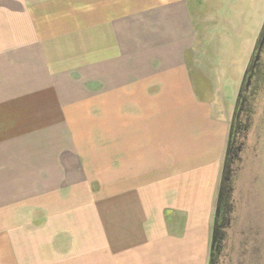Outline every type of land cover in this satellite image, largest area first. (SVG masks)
<instances>
[{"label":"crops","instance_id":"1","mask_svg":"<svg viewBox=\"0 0 264 264\" xmlns=\"http://www.w3.org/2000/svg\"><path fill=\"white\" fill-rule=\"evenodd\" d=\"M232 11L244 12L201 16L187 0H0V264H209L231 124L198 96L193 72L201 54L225 70L231 33L247 26L230 23L228 51L222 42L210 55L207 42ZM207 77L214 86L223 75ZM206 134L217 147H201ZM173 153L195 173L194 192H163L169 201L147 216Z\"/></svg>","mask_w":264,"mask_h":264},{"label":"flooded vegetation","instance_id":"2","mask_svg":"<svg viewBox=\"0 0 264 264\" xmlns=\"http://www.w3.org/2000/svg\"><path fill=\"white\" fill-rule=\"evenodd\" d=\"M263 37L264 22L254 50ZM248 68L254 73L218 189L224 214L215 219L221 239L215 264H264V41L259 60L252 58Z\"/></svg>","mask_w":264,"mask_h":264},{"label":"rangeland","instance_id":"3","mask_svg":"<svg viewBox=\"0 0 264 264\" xmlns=\"http://www.w3.org/2000/svg\"><path fill=\"white\" fill-rule=\"evenodd\" d=\"M187 1H188L191 12L199 14L201 16L206 11L213 10V9L217 10L218 8L222 10H227V9L238 10L239 8H243L244 12L242 13V15H238V12L233 13V11L231 12L230 15H228L229 17H227L224 14L223 15L219 14L221 16L215 22L217 26H219L218 36L216 37L215 35L213 38H208L207 44L210 45V50H209L210 55L213 49L215 50L221 49L220 46L222 42H223L222 47L227 48V51H228L230 49L229 43L226 42V45H225L224 42L226 40L223 41V39H225L224 37L225 35L229 34L228 30H231V31L233 30L232 27L230 26V23H232L235 26V24H238L240 20H242L241 22H244L243 24L247 26V30L243 34L241 32L239 35L234 34V32L231 33L232 38L230 39V41L232 42L231 45H233L232 50H231L233 57L228 63L227 61L225 62L227 63V65L224 68L225 70L219 71L217 67H216L217 68L216 71L211 70V67L213 65L209 63L210 57H207V55L203 56L201 54L198 60H200L199 63L201 64L202 69H200V71L195 69L193 72V79L195 82V88L197 90L198 96L202 99H205L207 101L210 100L212 101V103H214V104H210V106L212 107V110L214 111V114L216 115V117L219 112H222V111L224 112L228 110L227 120L231 124L232 116L230 115L231 113L233 115L235 111V105L237 103L239 90L243 82L245 72L249 66L250 58L253 56V53L255 51L254 49H255L256 40L258 39V35L261 33L262 25L264 22V0H187ZM207 25H211V24H207ZM249 25H252V26L248 28ZM203 26H205V24H199L198 28L200 32L202 31ZM241 26L242 25H240V27ZM206 36L211 37L208 31H207ZM218 52L219 51H217V53ZM237 52L241 54L234 55ZM187 58L189 62L192 64L194 61L193 52L190 51L187 54ZM222 59H223V56H222ZM222 63H224L223 60H222ZM241 67L242 69H244L245 67V70L243 72L242 70H240ZM214 72L216 74L218 73L219 75L221 74V76L223 75L222 79H220L221 84L217 85L218 82L217 81L215 82L214 86L216 87L213 86L211 78L207 77V76H211V74H214ZM237 75L239 77V83L237 84V86L234 87L236 83L235 80H236ZM225 104L226 105L228 104L229 109L227 108ZM199 142H200L201 147H203V145H205L206 147H214V148L218 146V143L216 144L214 143L213 137L207 134L205 136L200 137ZM214 150L215 152L209 153L210 158H208V154L206 155V158L208 162L210 163L217 162L218 151L216 149ZM176 159H177V156L175 155V153H173L172 160L168 158V162L170 163L169 165L171 164L173 165L172 167L171 166L168 167V171H167V167L158 168L157 170L158 179L156 182L154 183L152 182L154 193L156 194V197H157L156 199H158V205L156 207L154 204H152L153 205L152 208H147V211H146L147 216H152V214H155L157 212L155 210L156 208L157 210H159L160 205L162 204V199L164 198L162 199L158 198V195L163 194V192L172 190L174 192L178 191L177 194L179 193L182 195L181 186L183 188V185H185L186 192H194L192 181H193V177L195 173H192V172L188 173L187 171L185 172L186 168L184 166H179L178 160ZM163 162L165 163L166 160H163ZM224 162L225 160L221 157L220 162H219L220 169L218 168V179L219 180L217 181V191L219 189V184H220V180H221L222 173H223ZM189 168L195 169V167H189ZM209 168H211V170H214V171L217 170V166L215 165H211L209 166ZM214 171L213 172L211 171L207 174L208 179H211L214 177ZM165 174L172 176L171 182L168 183L166 187H164L165 184H163L160 180L161 177ZM213 183H214V179L207 180L206 183L204 184L205 191H211V187L213 186ZM94 186H97V185L95 184ZM129 186L131 187L132 185H129ZM164 200L165 202L169 201L166 199ZM184 202L188 203L189 201L185 199ZM169 216L173 217L172 211H169ZM147 218H148L147 219V222H148V220L151 218L149 217ZM172 220L174 221V219ZM107 223L108 222H106L105 224L107 225Z\"/></svg>","mask_w":264,"mask_h":264},{"label":"water","instance_id":"4","mask_svg":"<svg viewBox=\"0 0 264 264\" xmlns=\"http://www.w3.org/2000/svg\"><path fill=\"white\" fill-rule=\"evenodd\" d=\"M264 41V37L262 39L261 44L259 45V47L256 48L254 57L252 56L251 59L253 58L254 62L256 63L259 60L260 57V53H261V47ZM253 67H255V64L253 65ZM253 73H254V68H251V70H249V68H247L244 78H243V82L241 84V88L239 90V95H238V99H237V106L238 109L235 111L234 117H233V122L231 125V131L229 134V145H228V150L231 149V147L234 144V141L236 139L237 136V131H238V126H239V122H240V117L243 111V106L245 103V99H246V92L248 90L249 84L251 82V79L253 77ZM223 203H221L220 209H218L217 206V210H216V217L220 216L222 217L224 214V209H223ZM219 210V211H218ZM216 226V225H215ZM218 226H221V223H219ZM216 230H214V234H213V240H212V245H211V256H210V264H215L216 260L218 258L219 252H220V243H221V239L220 237L216 236Z\"/></svg>","mask_w":264,"mask_h":264}]
</instances>
